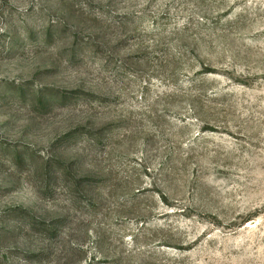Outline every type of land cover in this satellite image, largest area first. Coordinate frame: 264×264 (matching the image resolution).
Here are the masks:
<instances>
[{
  "label": "rangeland",
  "instance_id": "rangeland-1",
  "mask_svg": "<svg viewBox=\"0 0 264 264\" xmlns=\"http://www.w3.org/2000/svg\"><path fill=\"white\" fill-rule=\"evenodd\" d=\"M0 264H264V0H0Z\"/></svg>",
  "mask_w": 264,
  "mask_h": 264
}]
</instances>
